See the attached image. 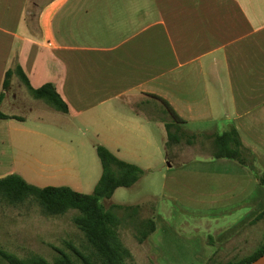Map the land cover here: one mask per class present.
<instances>
[{
  "label": "crops",
  "instance_id": "0c3cea01",
  "mask_svg": "<svg viewBox=\"0 0 264 264\" xmlns=\"http://www.w3.org/2000/svg\"><path fill=\"white\" fill-rule=\"evenodd\" d=\"M15 60L32 86L55 84L66 115L102 125L111 151L128 147L137 158L129 162L148 157L138 138L148 130L141 118L153 122L156 104L164 105L156 95L181 125H234L264 170V0H0V93ZM8 94L9 87L1 109L16 114L3 109ZM15 120L0 118V177L18 172L39 186L68 185L73 177L57 160L33 156L19 167ZM144 139L142 147L153 146ZM164 178L169 197L233 222L211 243L154 219L147 242L160 264L238 257L229 255L264 210V185L253 172L210 155L172 162ZM70 186L80 191L77 181Z\"/></svg>",
  "mask_w": 264,
  "mask_h": 264
},
{
  "label": "rangeland",
  "instance_id": "374dc122",
  "mask_svg": "<svg viewBox=\"0 0 264 264\" xmlns=\"http://www.w3.org/2000/svg\"><path fill=\"white\" fill-rule=\"evenodd\" d=\"M156 107L158 112L153 122L148 124L145 117L141 118L148 128L139 133L143 138H138L141 146L139 153H147L148 156L144 157L147 160L139 159L144 173L131 186L118 187L112 197L101 199L117 217L118 238L130 251L127 264L163 262L147 239L141 241L151 219L159 218V221L169 223L174 230L187 236L204 234L207 240L210 237L214 239L219 228L233 222V217H216V211L185 205L169 197L164 189L166 167L175 161L213 155L214 147L206 132H223L224 125L203 123L178 126L166 106L156 104ZM3 109L24 117L23 120H15L18 128L14 132L15 151L19 167L23 169V160L33 156L57 160L70 173L69 177H73L71 181L79 183L80 191H94L103 172L97 153V146L105 145L102 125L73 119L46 101L33 97L17 75L11 79ZM177 129L183 138L181 142L174 143L170 141L169 134ZM146 137L153 140L152 147H142L146 144ZM188 139L193 143H189ZM127 150L128 147H123L122 155L118 156L137 160L128 157ZM71 181L67 184L71 185ZM81 215L82 211L78 208H70L60 214L50 213L34 196L10 203L0 192V250L24 259L43 257L51 264H55L61 256L60 251L76 259L73 246L81 251L91 249L84 230L75 221ZM244 239L247 243H243L240 252L231 253L230 257L245 256L264 243V217L245 229L238 240ZM224 260L225 257L215 259L214 263L221 264ZM0 264L9 263L0 256Z\"/></svg>",
  "mask_w": 264,
  "mask_h": 264
},
{
  "label": "trees",
  "instance_id": "16d2710c",
  "mask_svg": "<svg viewBox=\"0 0 264 264\" xmlns=\"http://www.w3.org/2000/svg\"><path fill=\"white\" fill-rule=\"evenodd\" d=\"M14 75L20 77L33 97L46 101L64 113L69 111L67 103L53 82H46L40 87L32 86L21 65L15 60L13 66L5 74L0 93V118L24 119L16 114L5 113L1 109L5 92ZM154 97L164 103L172 115L174 124L180 126L185 122L166 100L156 95ZM169 135L170 141L174 143L181 142L183 138L178 134V129ZM209 137L214 147L213 156L215 158H229L239 162L248 167L258 181L264 185V170L260 168L256 155L243 144L234 125ZM188 142L193 143L190 139ZM97 153L102 162L103 172L92 193L79 191L70 185L39 186L28 181L18 172L0 177V192L10 203H17L34 196L50 213L60 214L70 208H78L82 211V215L76 217L75 221L84 230L91 249L81 251L73 246L77 255L76 259L60 251L61 256L55 264H80L79 261L81 264H127L126 261L130 258L129 249L118 238L117 217L107 209L101 199L112 197L118 187L134 184L144 173V169L136 163L120 158L105 145H98ZM262 217H264V210L256 217L255 222ZM149 221L148 229L142 234L141 241L147 239L149 234L155 230V220ZM209 241L213 243V237H210ZM263 253L264 243L245 256L227 259L221 264H250ZM0 256L9 264H51L43 257L24 259L4 249L0 250ZM214 261L212 257L207 264H216Z\"/></svg>",
  "mask_w": 264,
  "mask_h": 264
},
{
  "label": "water",
  "instance_id": "95a60500",
  "mask_svg": "<svg viewBox=\"0 0 264 264\" xmlns=\"http://www.w3.org/2000/svg\"><path fill=\"white\" fill-rule=\"evenodd\" d=\"M250 264H264V253L253 260Z\"/></svg>",
  "mask_w": 264,
  "mask_h": 264
}]
</instances>
